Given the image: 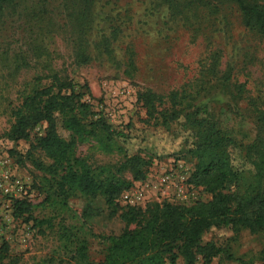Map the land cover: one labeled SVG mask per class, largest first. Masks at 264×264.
Segmentation results:
<instances>
[{"label":"trees","instance_id":"trees-1","mask_svg":"<svg viewBox=\"0 0 264 264\" xmlns=\"http://www.w3.org/2000/svg\"><path fill=\"white\" fill-rule=\"evenodd\" d=\"M42 1L49 0H0V23H4L8 15H18L28 27L24 32L28 31L33 39L31 49L21 50L19 57L8 54L6 58L4 53L0 54V63L6 61L18 71L37 65L46 54L43 41L51 21L43 22L50 19V11L45 10L41 16L36 8L30 9ZM101 1L61 0L65 12L62 27L70 31V44L79 65L90 63L96 53L106 56L115 52L110 48L114 40L112 35L90 39ZM162 1L171 19L185 25H193L203 15H223L227 7H233L241 23L264 41V3L259 0ZM22 4L27 6L18 11ZM45 68L47 72L39 75L11 106V125L3 137L12 142L31 143L28 159L38 170L48 172L55 183L54 192H49L47 201L56 195L61 205L67 207V200L72 196L101 197L125 228L119 235L106 237L102 258L92 259L88 240L80 237L73 227L64 225L60 230L64 256L50 258L43 264H177L180 258L183 264H199L200 261L211 264L225 254L226 249L213 240L204 242L207 232L220 228L235 233L244 229L252 234L264 232V100L256 103L244 84L232 83L233 72L222 67L220 51L207 53L198 75L181 88L166 94L145 89L137 96L146 110L147 123L168 131L179 124L186 134L182 152L194 161L188 184L211 195L208 201L191 205L171 201L152 202L146 206L123 205L120 200L123 193L129 191L134 182L147 178L153 158L145 157L142 151H127L122 145L127 135L93 110V94L87 84L79 85L50 64ZM245 100L256 123V135L246 143L225 127L210 105L214 101L221 104L231 101L239 106ZM57 116L71 133L69 140L58 133ZM44 122L48 124L46 131L35 136L33 141L32 132ZM91 140L106 152L114 149L123 152L124 160L116 165H92L77 153L80 143ZM38 150L45 153L51 164L34 158ZM236 157L242 164L235 163ZM246 172L251 173V180L241 189ZM33 210L34 205L25 199L14 202L15 218L27 222L34 220L41 230L45 225V228L54 229L51 219H37ZM19 263V257L4 241L0 245V264ZM242 263L254 264L251 260Z\"/></svg>","mask_w":264,"mask_h":264},{"label":"rangeland","instance_id":"rangeland-1","mask_svg":"<svg viewBox=\"0 0 264 264\" xmlns=\"http://www.w3.org/2000/svg\"><path fill=\"white\" fill-rule=\"evenodd\" d=\"M26 6L20 5L18 11ZM34 8L41 16L45 10L50 11V19L43 22L51 21L43 41L46 54L37 65L18 71L6 61L0 63V245L7 241L12 253L19 257V264H43L50 258L64 256L60 230L66 225L88 240L92 259H101L106 237L119 235L125 228L101 197L72 196L67 200V207L61 205L56 195L47 201L55 183L48 172L38 170L28 159L31 143L12 142L3 137L11 125V106L39 75L47 72L46 64L68 74L79 85L90 87L93 110L127 135L122 145L129 153L142 151L145 157L153 158L147 178L134 182L129 190L143 193L140 205L164 201L191 205L211 199L201 188L188 184L194 161L182 152L186 146L183 128L178 124L168 131L147 123L146 110L137 96L145 89L166 94L181 88L198 75L207 53L218 50L222 53V67L233 72L232 83L244 84L256 103L263 101L264 41L241 23L236 9L227 7L223 15H203L193 25H185L171 19L162 0H103L90 39L112 35L110 48L115 52L106 56L96 53L90 63L79 65L70 44V31L62 27L65 12L61 0L42 1L30 7ZM25 29H28L26 22L18 15H8L0 23V54L15 57L21 50L31 49L33 39ZM224 103H210L215 115L238 140L252 141L256 123L248 101L239 106L231 101ZM47 127L46 122L38 125L32 132V140L43 135ZM57 128L61 137L71 138L60 116H57ZM77 153L94 166L116 165L124 160L123 152L118 149L106 152L95 140L80 143ZM34 158L45 164L52 162L41 150L34 153ZM235 163L242 164L241 159L236 157ZM244 175L241 189L251 180L250 172ZM17 199L32 203L34 217L51 219L54 229L45 225L42 228L45 232H40L34 220L15 218ZM211 240L226 249L211 264H243V260L264 264V232L252 234L244 229L235 233L220 228L204 234V242ZM177 264H183V260L180 258Z\"/></svg>","mask_w":264,"mask_h":264},{"label":"built area","instance_id":"built-area-1","mask_svg":"<svg viewBox=\"0 0 264 264\" xmlns=\"http://www.w3.org/2000/svg\"><path fill=\"white\" fill-rule=\"evenodd\" d=\"M164 181L166 182V179H164ZM121 202L124 204H129V205H140L142 203V201L144 200V195L141 191L137 190V191H127L125 193H123L122 197H121Z\"/></svg>","mask_w":264,"mask_h":264}]
</instances>
